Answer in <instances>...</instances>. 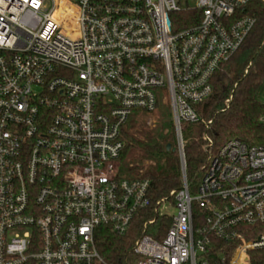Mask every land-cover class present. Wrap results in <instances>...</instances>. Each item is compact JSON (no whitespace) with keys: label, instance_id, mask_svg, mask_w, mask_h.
Instances as JSON below:
<instances>
[{"label":"built area","instance_id":"1","mask_svg":"<svg viewBox=\"0 0 264 264\" xmlns=\"http://www.w3.org/2000/svg\"><path fill=\"white\" fill-rule=\"evenodd\" d=\"M249 2L0 0V264H106L102 227L135 236L137 264H251L264 250V146L216 148L209 120L195 187L182 132L205 122L212 76L256 22ZM195 7L198 23L175 29L171 13ZM165 94L182 186L154 200L120 157L129 119Z\"/></svg>","mask_w":264,"mask_h":264},{"label":"trees","instance_id":"2","mask_svg":"<svg viewBox=\"0 0 264 264\" xmlns=\"http://www.w3.org/2000/svg\"><path fill=\"white\" fill-rule=\"evenodd\" d=\"M243 12L254 16L256 22L239 49L212 76L213 92L197 106L205 122L182 124L187 178L195 187L198 171L207 159L203 136L209 120L212 123L208 133L216 148L232 138L264 146V1L250 0ZM201 16L202 10L196 7L170 15L175 29L196 24ZM169 106L170 103L163 108L162 101L158 103L161 111L154 127L139 118L148 112L135 111L123 129L125 145L120 171L128 178L149 179L154 200L182 186L176 131L173 120L165 118ZM168 144L172 146L170 149ZM258 230H264V226ZM134 243L132 234L119 236L105 227L97 234L98 250L106 264H137L139 257L134 252ZM251 264H264V250L252 253Z\"/></svg>","mask_w":264,"mask_h":264},{"label":"rangeland","instance_id":"3","mask_svg":"<svg viewBox=\"0 0 264 264\" xmlns=\"http://www.w3.org/2000/svg\"><path fill=\"white\" fill-rule=\"evenodd\" d=\"M162 104H163V108H165V105L166 104L167 105L169 104V98H168V95L167 94H165V96L163 98V101H162ZM166 108H167V106H166ZM160 111L161 110L159 109L156 112L151 113V114L140 115L139 118L140 119L142 118V119L146 120V124L148 126L154 127L156 125L157 121H158V116L160 114ZM165 118H166V120L167 119L168 120L170 119L172 121V108H171V105L167 109V112L165 114ZM167 211L170 214H175L176 213V208L174 206H169L167 208Z\"/></svg>","mask_w":264,"mask_h":264},{"label":"water","instance_id":"4","mask_svg":"<svg viewBox=\"0 0 264 264\" xmlns=\"http://www.w3.org/2000/svg\"><path fill=\"white\" fill-rule=\"evenodd\" d=\"M171 147H172V146H171L170 144H168L167 148L170 149ZM173 150H176V147H173ZM184 170H186L185 167H184ZM185 172H186V171H185Z\"/></svg>","mask_w":264,"mask_h":264}]
</instances>
